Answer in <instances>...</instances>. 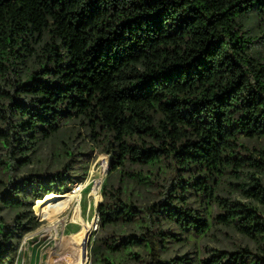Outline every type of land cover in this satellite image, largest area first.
I'll return each mask as SVG.
<instances>
[{
  "label": "trees",
  "instance_id": "trees-1",
  "mask_svg": "<svg viewBox=\"0 0 264 264\" xmlns=\"http://www.w3.org/2000/svg\"><path fill=\"white\" fill-rule=\"evenodd\" d=\"M67 121L111 157L89 264H264V0H0V210H28L0 216V264L36 203L82 181L15 174ZM125 182L163 197L134 202ZM173 231L257 249L165 259Z\"/></svg>",
  "mask_w": 264,
  "mask_h": 264
},
{
  "label": "rangeland",
  "instance_id": "rangeland-1",
  "mask_svg": "<svg viewBox=\"0 0 264 264\" xmlns=\"http://www.w3.org/2000/svg\"><path fill=\"white\" fill-rule=\"evenodd\" d=\"M36 149V152L31 155V163L15 173L17 177L63 171L75 179L81 178L82 181L73 184L68 194L53 195L62 198L61 201L65 202L63 208L53 217L46 214L47 207L38 210L39 202L36 203L33 212L39 226L24 236L16 264H62L59 263L60 256L57 254L58 244L62 241L64 242L62 245L71 249L70 255L75 260V264H89L91 246L100 234V228L97 233L92 232L91 222L94 215L98 214L99 205L104 201L103 192L110 177L111 157L107 153H101V144L94 141L83 124L73 121L64 122L62 132L58 136L39 144ZM105 163L108 164L107 171L104 169ZM7 183L8 175L0 171V194ZM162 184L160 182L157 187L146 189L125 182V196L134 202L139 200L143 205L152 204L162 199L164 192ZM80 185H85L84 190L72 194L74 187ZM235 197L243 200L238 194ZM20 213L25 215L28 210L23 208L0 210V216L8 223L13 222ZM133 231H136L133 226H121L117 229V233L121 235ZM82 232L85 234V240L80 244L76 237ZM175 233L179 234L181 241L173 239L167 245V250L162 254L165 259L191 258L198 261L202 258L205 249L235 251L246 246L252 250L257 249L253 242L240 235L216 232L195 238L194 236L186 237L179 231ZM134 250L142 252L138 248Z\"/></svg>",
  "mask_w": 264,
  "mask_h": 264
},
{
  "label": "bare ground",
  "instance_id": "bare-ground-1",
  "mask_svg": "<svg viewBox=\"0 0 264 264\" xmlns=\"http://www.w3.org/2000/svg\"><path fill=\"white\" fill-rule=\"evenodd\" d=\"M107 168H108V165L107 163H105L104 165V169L105 171H107ZM46 201H40L38 204H44L42 208L44 207H47V210H46V214L48 216H51L53 217L54 215H56V213L61 210L63 208V206L65 205V202L61 201L62 198L60 197H56V196H48L46 199ZM47 200H52L51 202H48ZM45 215V214H44ZM46 215V216H47ZM63 223V222H61ZM57 231V230H56ZM76 240H79L80 241V244H82V242L85 240V234L84 232L80 233L77 237H76ZM64 244V242L62 241V243H59V249L57 254L60 256V261L59 263H62V264H75V260L71 257L70 255V252H71V249L70 248H67L65 245H62Z\"/></svg>",
  "mask_w": 264,
  "mask_h": 264
},
{
  "label": "built area",
  "instance_id": "built-area-1",
  "mask_svg": "<svg viewBox=\"0 0 264 264\" xmlns=\"http://www.w3.org/2000/svg\"><path fill=\"white\" fill-rule=\"evenodd\" d=\"M108 163V162H107ZM108 165V164H107ZM86 185V184H85ZM85 185H80V186H75L74 189L72 190V194H76L78 192H82L84 189L83 187ZM100 228V217L99 214H95L94 218L92 219L91 222V229L93 233H97L99 231Z\"/></svg>",
  "mask_w": 264,
  "mask_h": 264
},
{
  "label": "water",
  "instance_id": "water-1",
  "mask_svg": "<svg viewBox=\"0 0 264 264\" xmlns=\"http://www.w3.org/2000/svg\"><path fill=\"white\" fill-rule=\"evenodd\" d=\"M46 198V197H45ZM44 198V199H45ZM44 201H46V200H44ZM48 202H51L52 200H47ZM44 204H37V209L39 210L42 206H43Z\"/></svg>",
  "mask_w": 264,
  "mask_h": 264
}]
</instances>
